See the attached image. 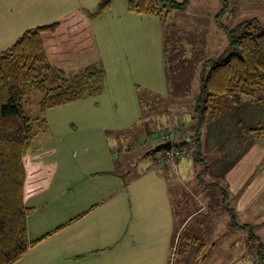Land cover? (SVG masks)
I'll list each match as a JSON object with an SVG mask.
<instances>
[{
	"label": "rangeland",
	"instance_id": "rangeland-1",
	"mask_svg": "<svg viewBox=\"0 0 264 264\" xmlns=\"http://www.w3.org/2000/svg\"><path fill=\"white\" fill-rule=\"evenodd\" d=\"M51 1L58 2V5L47 17L39 18L36 16L38 0H0V52L8 50L26 30L45 25L44 22L51 24L54 18L71 12H94L102 0H67L66 3H61L64 0ZM240 1L188 0L183 11H172L164 23L155 16H127L128 0H112L111 12L94 20L92 25L108 63L107 54L114 55L115 51L110 49L109 52L108 48L117 44V49L121 51V72L116 76V81L110 84L113 86L103 94L48 111L45 127L43 130L37 128V137L30 153L47 152V156L54 152L53 158H44L45 163L41 158L40 161L49 166L54 165L55 174L51 185L37 196L48 193L53 187L65 188L54 202L59 210L60 205H64L61 211H69L66 214L74 210L73 206H101L103 200H108L104 208L91 214L87 220L91 221L102 211L104 215L99 220L106 222L104 230H116L120 226L125 229L127 223L123 218L125 215L129 217L131 202L137 201L141 192L153 182V176L140 180L138 177L149 169L157 171L162 177L166 175L162 160L160 163L158 156L156 160L150 152L158 145L155 139L162 132H178L173 144L184 143L177 149L185 151H181L176 157L180 159L179 165L170 164L167 180L176 185L177 189L179 186L185 187L186 203H181L180 216L187 220L172 264H231V261L233 264H264V193L258 200L255 212L239 215V209L232 198L225 197V193L228 190L227 170L232 164H237L238 160L235 159L240 153L236 152L235 159L232 157L226 161L215 159L211 155L197 156L194 152L195 144L191 141L194 135L191 128L196 124L194 111L200 94L203 64L213 56L202 49V44L207 43L208 35L211 36L209 29L213 27L219 33L220 38L215 41L211 37L210 41H213L212 49L216 47L220 53V49L224 52L227 48L228 40L218 27V21L234 29L240 23L258 17L264 25V11H257L254 7L252 11H240ZM16 12L20 15L19 24L15 20L19 17L14 16ZM101 25L108 28L110 26L112 31L102 32ZM123 42L126 47H133L136 55L133 61L127 62L122 57ZM107 67L109 69V65ZM209 69L210 67L205 73ZM42 97L43 93L39 90H33L26 97V109L32 116H40L39 102ZM164 153L167 151L162 150L158 154ZM81 161L88 169L80 164ZM72 169L82 173L119 172L126 183L115 177L91 178L81 186L80 189L84 192H80V196L85 197L80 204H76L78 197L70 194V184L65 187L63 185ZM196 196L201 197L202 202H198ZM217 197L218 204L211 206L208 201ZM120 202L127 206L126 212L117 208ZM42 203L33 199L26 206ZM225 205L235 214L236 225L229 216L230 225H235V233L229 239L220 236L215 240L209 239L210 234L227 231L223 217L218 216L216 223L211 220V212L220 206L226 211ZM203 206L206 210L194 214ZM41 217L42 215H33V219L30 218L31 225H37V219ZM122 236L105 239L106 241L98 244L103 246L102 253L99 254L103 263L114 259V248ZM185 236L190 237L187 241L188 248H185ZM231 242H234L233 247L228 246ZM202 243L206 245L201 249V254L206 257L197 260L193 255L198 252ZM246 243L249 253L246 252ZM213 244H216V248L212 251ZM65 256L64 252L49 254L37 250L24 256L16 264H75ZM94 258L95 256H91L90 260Z\"/></svg>",
	"mask_w": 264,
	"mask_h": 264
},
{
	"label": "trees",
	"instance_id": "trees-1",
	"mask_svg": "<svg viewBox=\"0 0 264 264\" xmlns=\"http://www.w3.org/2000/svg\"><path fill=\"white\" fill-rule=\"evenodd\" d=\"M187 3L128 0L127 9L132 14L159 17L166 23L172 11H183ZM111 4L112 0H102L94 12H72L51 24L26 30L8 50L0 52V264L18 263L45 238L84 216L30 242L27 218L35 209L26 203L46 190L55 174L54 165L40 161L47 152L31 154L30 149L37 128L45 127L48 111L103 92L106 69L91 23ZM218 23L229 44L220 57L203 65L194 111L196 124L191 128V141L197 149L201 130L218 118L225 106L240 105L243 99L264 100V25L257 18L234 29ZM33 90L43 93L37 117L25 105ZM197 149L194 152L199 156ZM159 152L151 154L157 156ZM226 211L236 225L232 209L226 207ZM204 247L200 244L198 259L205 258L201 254Z\"/></svg>",
	"mask_w": 264,
	"mask_h": 264
},
{
	"label": "crops",
	"instance_id": "crops-1",
	"mask_svg": "<svg viewBox=\"0 0 264 264\" xmlns=\"http://www.w3.org/2000/svg\"><path fill=\"white\" fill-rule=\"evenodd\" d=\"M66 2L67 0H64V2L61 3ZM56 5H58V2L56 1L38 0V4L36 6V16L39 18L47 17L48 14L53 12ZM238 6L241 8L239 9L240 11H252L253 7L257 11H264V0H241L238 3ZM10 7L11 6H9V8ZM111 10L112 4L109 10L97 18L106 16L109 12H111ZM2 15H4V10ZM6 15L10 17L9 14ZM18 15L19 13L17 12L14 14V16ZM66 15L68 14L62 15L59 18H54V22ZM127 16L134 17L139 15L128 13ZM19 18L20 15L15 19L18 24ZM1 24L2 22H0V27ZM44 24L46 25L50 23L44 22ZM91 26L98 44L104 67L106 69V79L104 90L102 92L103 94L105 90H109V88L113 86L110 84L116 81V76H118L119 72H121L122 62H120L121 57L119 56L121 51L117 49V44L113 48H108L109 52L110 49L115 50L114 55L108 56L107 54L108 63L106 60L107 58H104L101 44L92 23ZM223 26L225 25L223 24ZM100 29L102 32L112 31L110 26L108 28V26L105 25H101ZM21 31L23 32L24 30ZM209 32L211 36L208 35L206 41L207 43L202 44V49H204L206 53H212L211 55L213 56L212 58L206 59L205 62L217 59L223 54L221 49L220 53L216 47L215 49H212L213 41H210L211 37L214 38L215 41L220 38L219 33H217L213 27L209 29ZM125 42H123L124 51L122 53V57L125 61L130 62L131 60H134L136 55L133 52V47H126ZM145 49L147 50V48ZM107 65H109V69ZM200 138L201 142L199 149H197L198 146H195V148L200 152L199 155H211L215 159L226 161L232 157V159H235L236 152L240 153L238 158L235 159L238 160L237 164H232V166L227 170L226 181L228 190L225 193V197L227 199L232 198L233 203L239 209V215L255 212L258 208V200L262 196V193H264V101L254 102L249 99H243V102L240 105L225 106L218 118L211 121L201 130ZM69 152H71V150H69ZM53 153H50L49 155L47 154V156H42L41 160L43 161L44 158H46V160L53 158ZM157 156H160L159 161L161 163V159L165 157V153L157 154ZM157 156H155L156 160H158ZM69 159L71 158H67V160ZM43 162L45 163V161ZM179 162L180 159L176 158L168 164L164 163L163 169H166V175L164 177L153 169L145 171L143 175L138 177V180H140L142 178H146L147 176H153V182L148 187L142 186V188H146L143 192H141L138 200H133L131 202V206H129L128 211L129 217L125 215L123 218V220L127 223V227L125 229H121L120 226L119 229L116 230H104L103 228L106 222L99 220L102 215H104L102 211H100L99 215L93 217L91 221L87 220V217L91 214H96L95 212H97V210L104 208L108 200H103L101 206L97 204L87 206V208L73 206L72 208L74 210L70 211L69 214H66V212L69 211H61L64 205H60L61 209L59 210V207L56 205L57 203L54 202L58 197H60L61 193L65 191V188L63 187L62 189L61 187H53L48 193L38 195L40 197L36 195L30 198L26 204L30 203L33 199L43 202L41 205L31 204L30 206H27L29 208L36 209V211L27 218L28 237L30 242L39 240L49 233H53L57 228L65 225L70 220H73L80 215L84 214V216L75 220L62 230L45 238L34 248L30 249L28 254L37 250L38 252H47L49 254L64 252L66 254V259L69 261L73 260L75 264L82 262H86V264H172L183 238L182 228L187 220L185 218L181 219L180 216L181 203H186L185 187L179 186L180 188L177 189L176 185L167 180L169 177L168 170L170 168V164L172 163L176 166L179 165ZM80 164L84 165L85 168L88 169V166L83 161H81ZM74 174L78 176H75ZM105 176L121 178L126 183L125 178L119 172L98 171L82 173L79 171L74 172L72 169V171L68 172L63 185L65 187L70 184V194L78 197L76 204H80L79 202H82L85 197L80 196V192H84L80 189L81 186H83V184L91 178H104ZM196 199H198V202H202L201 197L196 196ZM208 202L211 206L217 205L218 197L214 200H209ZM204 207L205 206L194 214H198L201 211L206 210ZM117 208H121L123 212L127 211V206H124V202H120ZM217 209V212H215L216 210L211 212V220L214 221L213 223H216L218 216L223 217V222L227 227V231L222 234H210L208 238L215 240L218 236H220L223 239H229L231 235H234L235 227L230 225L229 214L224 210L223 206H220V208ZM223 211L225 213H223ZM36 214L42 215V217L37 219V225L32 226V216ZM246 220L247 222H250V220ZM178 222L180 223V226H178ZM120 235L123 236L114 248V259L103 263L101 255H99L102 253L103 246H99L98 244L105 239L109 240L113 237L117 239ZM247 238L248 236H246V239ZM189 239L190 237L185 236V248H188L187 241ZM201 239H205L206 241V238L204 237ZM207 245L209 244L207 243ZM233 245L234 242H231L228 246L233 247ZM245 246L246 252L249 253L247 243ZM215 248L216 244H213L212 251ZM197 253L198 252H196L193 257L198 260L196 257ZM91 256H95V258L90 260ZM231 264H233V261H231Z\"/></svg>",
	"mask_w": 264,
	"mask_h": 264
},
{
	"label": "built area",
	"instance_id": "built-area-1",
	"mask_svg": "<svg viewBox=\"0 0 264 264\" xmlns=\"http://www.w3.org/2000/svg\"><path fill=\"white\" fill-rule=\"evenodd\" d=\"M175 134H178V132H162L159 134V136H157V138L155 139V143L156 144H160V143H165L167 141H171L173 144V139L176 137ZM184 143H178L177 146H175L173 144V147L171 150L167 151V153H165V157L162 160L163 163H170L172 160H174L176 157H178V155L181 153V151H185L181 148L177 149V147L179 146H183ZM158 159H160V156H158Z\"/></svg>",
	"mask_w": 264,
	"mask_h": 264
},
{
	"label": "water",
	"instance_id": "water-1",
	"mask_svg": "<svg viewBox=\"0 0 264 264\" xmlns=\"http://www.w3.org/2000/svg\"><path fill=\"white\" fill-rule=\"evenodd\" d=\"M173 147V144L171 141H167L165 143H161V144H158L154 149H152L150 152L152 153H156L158 151H162V150H165V151H169L171 150Z\"/></svg>",
	"mask_w": 264,
	"mask_h": 264
}]
</instances>
